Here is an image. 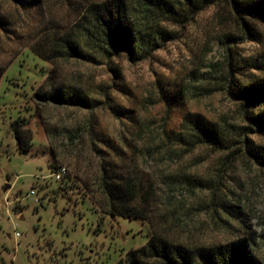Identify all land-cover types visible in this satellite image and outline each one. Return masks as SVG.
<instances>
[{
	"label": "rangeland",
	"instance_id": "1",
	"mask_svg": "<svg viewBox=\"0 0 264 264\" xmlns=\"http://www.w3.org/2000/svg\"><path fill=\"white\" fill-rule=\"evenodd\" d=\"M83 1L45 0V7L23 11L0 0V8L17 17L19 28L12 37L0 33V64L8 66L0 80V264H117L146 244L151 231L189 245L215 246L247 237L264 263V169L242 150L235 135L229 134L220 149L191 151L172 139L188 111L230 131V126L246 125L243 102L225 90L231 72L228 48L243 59L239 80L263 78L264 71L251 67L264 61V25L254 24L255 33L245 36L230 9L208 7L151 57L138 62L124 54L112 57L110 64L122 69L123 94L117 92L108 64L65 60L52 65L30 53L48 20L56 25L75 21ZM54 68L52 84H45ZM158 80L188 86L185 106L167 109L158 99ZM67 83L98 98L101 86L108 85L126 110L119 119L108 108L90 111L35 96L42 86L44 94ZM206 89L214 91L198 95ZM19 119L33 136L27 152L18 150L11 129ZM96 130L118 150L113 163L121 169L137 167L149 192L148 221L103 211L97 150L105 157L112 151L93 137ZM74 134L79 137L72 139ZM245 134L264 145V134L251 129ZM49 162L66 167L62 181L56 180ZM223 201L235 207L226 212Z\"/></svg>",
	"mask_w": 264,
	"mask_h": 264
},
{
	"label": "trees",
	"instance_id": "2",
	"mask_svg": "<svg viewBox=\"0 0 264 264\" xmlns=\"http://www.w3.org/2000/svg\"><path fill=\"white\" fill-rule=\"evenodd\" d=\"M9 1L23 11L45 7V0ZM220 6L230 9L245 36L255 33L254 24L264 25V0H84L75 21L68 20V23L56 25L54 19L48 20L43 26L44 29L34 38L37 40L31 44L30 53L52 65L55 61L65 60L83 61L94 65L108 64L117 78V82L114 81L119 87L117 92L124 94L127 88L122 69L117 64H110L112 57L124 54L133 62L147 59L167 42L177 39L178 34L192 25L201 11L208 7ZM16 18L14 13L11 12L9 16V12L0 8V33L12 37V31L19 29ZM228 50L230 57L227 63L231 72L225 80V90L230 97L239 98L243 102L242 116L246 125L238 126L239 128L230 126V131L200 113L188 111L182 116V128L173 133L172 139L184 151H191L200 146L220 149L229 134L235 135L241 138L242 150L264 169V145L255 144L245 134L248 129L264 134V77L251 81H248V78L245 81L239 80L236 75L243 69L240 68L243 59L236 58L232 48ZM7 69L8 66L0 64V80ZM57 70L54 68L47 73L45 84L50 83ZM251 70L264 71V61L252 64ZM156 87L158 99L167 109L185 106L191 93L188 86L174 85L173 82L158 80ZM51 89L50 92L41 94L42 86L35 96L43 101L53 100L60 105H77L90 111L108 108L119 119L126 110L114 100L108 85L100 88L99 94L102 98L93 96L91 90L87 91L70 83ZM204 91L205 93L200 91L198 95H210L214 90ZM92 122L91 118L89 125L94 128ZM26 125L24 119L11 124L17 148L21 152L29 151L33 145L32 133ZM93 134L96 140L107 145L112 151L107 152L105 157V152L99 148L97 150L102 160L100 189L106 197L102 205L103 211L113 217L148 221L149 192L144 190L137 167L129 164L121 169L112 162L113 158L120 157L118 150L108 145V139L104 138L102 133L96 130ZM77 137L79 136L75 134L71 136L72 139ZM49 167L53 173L59 168L51 162ZM66 176L67 173L63 178ZM201 186L204 187L202 184ZM232 207L235 206L229 205L228 202L223 201L221 204V208L226 212ZM117 264L264 263L255 251L254 242L247 237H239L215 246L189 245L151 231L146 244L130 250Z\"/></svg>",
	"mask_w": 264,
	"mask_h": 264
},
{
	"label": "built area",
	"instance_id": "3",
	"mask_svg": "<svg viewBox=\"0 0 264 264\" xmlns=\"http://www.w3.org/2000/svg\"><path fill=\"white\" fill-rule=\"evenodd\" d=\"M66 173H67V169H66V167H64V166H60V167L58 168V170L54 172L56 180H57V181L62 180L63 176H64ZM31 194H33V195L36 196L34 190L31 191ZM36 202H37V203H40V199H37Z\"/></svg>",
	"mask_w": 264,
	"mask_h": 264
}]
</instances>
